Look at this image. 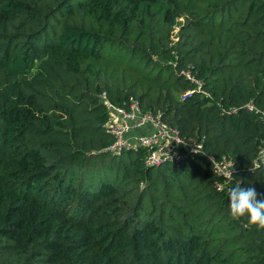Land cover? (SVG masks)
<instances>
[{"label": "trees", "instance_id": "1", "mask_svg": "<svg viewBox=\"0 0 264 264\" xmlns=\"http://www.w3.org/2000/svg\"><path fill=\"white\" fill-rule=\"evenodd\" d=\"M182 70L209 96L182 100ZM103 92L264 198V0H0V264H264V229L229 215L205 156L106 150Z\"/></svg>", "mask_w": 264, "mask_h": 264}, {"label": "built area", "instance_id": "2", "mask_svg": "<svg viewBox=\"0 0 264 264\" xmlns=\"http://www.w3.org/2000/svg\"><path fill=\"white\" fill-rule=\"evenodd\" d=\"M181 73L195 84L194 88L181 93L182 100L191 97L194 92L209 96L203 89V82L196 79L190 70H182ZM100 99L108 111L105 127L112 136V141L106 148L108 152L121 154L126 151L142 150L144 164L148 167L165 163L179 164L189 154L198 153L205 156L210 164L215 176L213 187L216 191L228 193V188L237 184L243 185V179L238 175L240 169L231 157L225 154L216 156L206 153L200 141L182 137L176 127L162 119L161 114L143 110L139 100L134 96H129L122 105L111 102L105 92L100 95ZM244 106L248 110L259 111L252 102ZM237 109L233 107L228 112H236ZM261 114L264 119V111ZM254 163V167H261L264 170V144L260 147ZM229 172L230 181L227 178Z\"/></svg>", "mask_w": 264, "mask_h": 264}, {"label": "clouds", "instance_id": "3", "mask_svg": "<svg viewBox=\"0 0 264 264\" xmlns=\"http://www.w3.org/2000/svg\"><path fill=\"white\" fill-rule=\"evenodd\" d=\"M229 181L231 173L227 174ZM222 190V189H221ZM228 209L233 219L246 217L248 224L264 229V198H258L255 188H244L237 184L228 188Z\"/></svg>", "mask_w": 264, "mask_h": 264}, {"label": "rangeland", "instance_id": "4", "mask_svg": "<svg viewBox=\"0 0 264 264\" xmlns=\"http://www.w3.org/2000/svg\"><path fill=\"white\" fill-rule=\"evenodd\" d=\"M177 31H178V28L177 27H175L174 29H173V31H172V39L173 40H176V33H177ZM181 172H179V173H183V174H185L186 172H187V169L186 168H181V170H180Z\"/></svg>", "mask_w": 264, "mask_h": 264}]
</instances>
